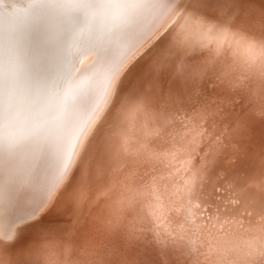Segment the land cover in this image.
I'll list each match as a JSON object with an SVG mask.
<instances>
[{
	"label": "bare ground",
	"instance_id": "6f19581e",
	"mask_svg": "<svg viewBox=\"0 0 264 264\" xmlns=\"http://www.w3.org/2000/svg\"><path fill=\"white\" fill-rule=\"evenodd\" d=\"M177 1L0 0V161L15 164L16 171L9 174L16 189L10 191L19 195L24 188L26 211L66 179L117 70L144 38L170 20ZM259 9L261 15L250 25L241 23L243 32L236 36L238 22ZM175 22L167 30L171 37L121 94V121L104 140V157L116 171L126 158L144 157L136 166L146 173L141 185L149 200L139 195L145 208L156 196L148 190L159 170L167 172L171 165L177 170L168 161L171 154L161 149H176L172 156L180 158L184 145L190 146V158L178 171V188L159 202L155 214L173 207L176 220L191 216L188 237L198 255L196 264H264V0H191ZM216 35L234 37L228 53L221 51L225 39ZM171 174L161 178L163 185L173 182ZM1 184L0 192L10 189ZM101 191L91 218L94 223L98 216L102 241L92 248L96 258L85 261L145 262L144 249L150 246L137 244L143 233L141 225L135 226L136 215L131 217L135 205L122 194H108L110 188L107 194ZM88 198L91 209L95 201L89 194L83 205ZM5 232L0 226L2 236ZM71 247L61 240L55 248L57 264L84 263L82 256L67 259L71 263L63 260Z\"/></svg>",
	"mask_w": 264,
	"mask_h": 264
},
{
	"label": "rangeland",
	"instance_id": "374dc122",
	"mask_svg": "<svg viewBox=\"0 0 264 264\" xmlns=\"http://www.w3.org/2000/svg\"><path fill=\"white\" fill-rule=\"evenodd\" d=\"M190 2H191V0H178L177 4H176V8L174 6V9L171 12L170 20H168L166 18V20L163 22V24L161 26H159L156 30H154V32L149 36V38L148 37L144 38L142 41L143 44H142L141 48L138 51H135L131 57L128 56L127 59L125 60V62L123 63V65L119 67V69L116 72L114 81L111 85V88L109 87L110 89H109L106 97L102 99L103 103L101 102L99 112L96 114L94 119L90 122L89 127L87 128V130L88 129L89 130L85 131L86 134L84 133L85 138H84V134H83V140L84 141L82 140L83 143L82 142L80 143V146H79L80 149L78 148V153L75 156V160L73 162L70 173L67 175V177L64 181L62 180L59 184L57 183L58 185H56L55 187H52L50 189V191L48 192V194L44 196V198L39 199L42 202L41 201L40 202L39 201L34 202L33 203L34 205L32 206L34 209L31 208V210L26 211V210H28V206L25 205L26 202L28 201V199H27L28 194L23 193V191H25L24 188L21 190L22 192L21 191L19 192L20 193L19 195H16V194H14V192H12V191H15L14 189H16L13 186V184L11 183L12 178H13L12 177L13 173L16 171L15 170L16 169L15 164L7 163V162L4 163L3 160L0 161V166H1L0 168H2L4 166L2 169H0V181L1 180L3 181V184H1L2 181L0 183L1 187L3 185L6 186L5 184H7L8 186L10 185L9 186L10 189L9 190L6 189V191H8V192H6L5 190L0 192V226L5 228L7 231L3 234V236H2V233H0V259H5L6 257L9 258L8 260H10V262L7 260L6 261V262H8L7 264H57V262L59 260H58V258H56L54 256V255H57L55 248L58 246V244L63 239V241L67 240L72 245V247L70 249L71 251L63 256V260L64 259L70 260V258L72 259V257L82 256L83 260H84L83 264H85V263L90 264L91 261L96 258V256L94 254H92V252H93L92 248H94L95 244H97V243H98V245H100L99 242L102 241V239L99 238V233H98L99 227H97L98 223H97V221L95 222V220L98 219V216L95 217V220H94L95 224H94L93 219H92L93 217L91 218V213L93 211H95L96 207H98V203H100V201L102 200V199H99V197L102 198L100 191L102 190L101 191L102 193L107 194V192L110 188V191L111 190L112 191L108 192V194L115 192L114 194H112V196L115 198L117 195L121 196V194H122L123 198L129 199L128 201L132 202L131 204L135 205L134 206L135 209L132 210L133 213L131 214V217L136 215L137 218L135 219V224H136L135 226L139 227L141 225L140 233H143V234H140V237L138 235L137 244L140 243V245H141V243L143 242V243H145V244L142 243L144 248L150 246V247L144 249L145 250L144 254L146 255L145 260L147 262L150 260H153V261L148 262V263H151V264H166V263L167 264H171V263L172 264H186V259L191 258V259H189L190 263H188V264H196L195 259L198 258V255H197V252L194 251L195 250L194 245L190 246V245H192V242L190 241V238L188 237V232L190 230H192V227H191L192 223L189 222V221H191V219H190L191 216L185 217L187 222H185L186 220L184 218V219H182L183 221L180 219H177V220H179V222L177 223V220L175 219V215H173V214L171 215L173 207L170 208L171 210L169 209V207H166L165 208V214L164 213H158L161 217L158 214H157L158 216L155 214L157 207H158V212H160L159 211V206H160L159 202H161V200L164 201L165 199H168L166 197H168L169 194L172 193V191H173L172 188H178L179 181H177V180L180 177L179 172H182L183 168L185 167V162H186V160H188L190 158L189 154L192 152V150L189 148L190 146H188V148L186 149L187 146L184 145V147H183V149L185 148L184 154L181 155L180 158H178V156H176V158H175V156H172L171 151H174L176 149H171L168 147H165V149H161V151L162 150L164 152L167 151V153L171 154L170 155L171 158H169L168 161L171 159L170 161L171 162L173 161V163L176 164L177 170L175 169L174 165H171V167H169V170L167 172H164L163 170H159L158 173H160V174L157 173L158 176L156 177V179L154 180V183L152 184L153 187H151L152 191L150 189L148 190L149 192L156 194L154 199H151V202L149 201L147 204H145V206H146L145 208H147L148 211H147V209L145 210V208L142 206L144 204V202H140V199L142 197L144 198V200H146V199L149 200V197L144 195L146 193L144 192V189H142V185H141V180L146 174L145 169H143L142 167H141L142 168L141 169L138 166H136V163L143 160L144 157L141 160H139L141 155H136V156L126 158L122 164L123 167L120 168V170L116 171L115 167L113 165H111V163H109L110 161H108L107 154H106V157H104L105 156L104 150H105V148L106 149L108 148L107 145H106V147L104 146V148H103V143L105 144L104 140L108 137V133L111 134L112 131L114 132L116 127L118 126V125L116 126V124H118V122L121 121V117H120V119L119 118L117 119V114L120 111L118 106L123 103L122 102V96L123 95H121V94H124L123 92H125L126 89L130 88L136 79L140 78L138 76H139V74H142L141 70L144 68V66L147 65V62L149 61L150 57H152L154 52L157 50V47L158 48L160 47L159 46L160 43L163 44L166 41V39H168V37H171L172 31L167 32V30L169 28H172L174 24L176 25V22H175L176 17H179V16H180V18L182 17V14L184 12H186V9H187L188 4ZM261 11H260V9H259V12L256 11V14L254 17H253V15L248 14V18L246 20L238 22V23H240L238 26V29H237L239 31L235 35L238 36L239 33L243 32L244 27H243V24L241 25V23H243V22L246 23V21H247V23H249V25H250L253 22V19H255V18H257V16L259 17V15H261ZM217 37L221 38L222 40L225 39L224 42L222 43L221 51H224L223 54L228 53V50L230 49V41L234 37H231V36L228 37L227 35H224V36L219 35ZM109 126H110V128H108ZM100 128H101V130H100ZM102 128H103V130H102ZM163 148H164V146H163ZM186 153H187V155H186ZM102 155L104 158L102 157ZM134 158H135V161H134ZM136 159H137V161H136ZM129 168H132V169L129 170ZM180 169H181V171H180ZM104 170H105V172L106 171L108 172V170H109L110 174L108 172V175H106ZM9 172H10V174H12V176L9 174ZM101 172H102V174H100ZM116 172L118 175L116 174ZM123 172H125V173H123ZM177 172H178V174H177ZM112 173L113 174L115 173L114 174L115 176ZM169 173L170 174L172 173L171 176L174 180L170 179L171 182L173 181L171 184H168V185L164 184L163 185V181H161V178L169 176L168 175ZM102 175H104L105 177H103ZM111 176H112V178H111ZM119 176H120V178H119ZM133 176L136 178H133ZM8 177L10 179H8ZM5 178L8 179L9 182ZM127 180H129V181H127ZM5 181L7 183H4ZM125 184H127V185H125ZM11 186L14 187V188H12V191H10ZM99 187H101V188H99ZM118 188H120V189H118ZM94 189L98 190V192L95 191ZM99 189H100V191H99ZM80 190H82V191L80 192ZM130 191H131V194H130ZM95 192L99 193L100 195H98ZM125 192H127V193H125ZM8 193L10 194V196L7 197ZM88 194L90 197L93 198L94 201L98 195V197H97L98 202H97V200L95 202H93V204L95 203V205L92 206L91 209H89V208L87 209V207H88L87 205H89L90 204L89 202L91 201L90 198H88V200L86 202L87 203L86 206L83 205L84 200L87 198ZM115 194H117V195H115ZM20 195L22 196L21 199H20V197H21ZM95 195H96V197H95ZM139 195L141 198L139 197ZM46 196H48V197H46ZM119 196H117V198H119ZM5 197H6V199H5ZM9 198H11V199H9ZM154 203H155V205H154ZM6 205L8 206V209H9V206H11L9 209L10 211L6 210L7 209ZM12 205H13V207H12ZM36 205H37V207H36ZM173 205H174V201H173ZM38 207H39V209H38ZM141 207H143V208L140 209ZM137 208H138V210H137ZM12 209H13V211H12ZM142 210H144V214L146 213V217H144V218H143L144 214H142L141 216L139 215V213H142ZM151 211H152V213H151ZM1 213H3V214H1ZM153 214H155L154 216H157L156 217L157 219H155L153 217ZM190 214L191 213H188L187 215H190ZM8 215L9 216L11 215V216L9 217ZM1 216H4V217H1ZM166 217H167V219H166ZM53 219H55V220H53ZM170 219L171 220L173 219V222L176 221L171 226V228L169 226L170 222H171ZM154 220H157V223ZM165 220H166V222H164ZM146 223H148V225ZM167 223H168V226L166 225ZM79 224H81V225H79ZM154 225H156V226L154 227ZM7 226H9V227H7ZM163 227H165L166 229ZM9 228L11 230H9ZM179 229H181V231H182L181 234L179 233ZM148 230H150V231H148ZM161 230L162 231L164 230L166 232H164V231L162 232ZM144 232H145V234H144ZM146 232H148V233H146ZM183 233H185V234H183ZM142 235H144V236H142ZM157 235H158V237H156ZM94 237H95V239H94ZM53 238L54 239L56 238V240H54ZM147 238H149V239H147ZM154 240H156V241H154ZM87 243H88V245H87ZM89 249H90V251H89ZM80 250H82V251L80 252ZM87 250L89 252H91V254H89V252H87ZM17 253H22L24 255V256H21L22 259H20L19 256H16ZM79 253L80 254L82 253V254L80 255ZM88 255H91V256H88ZM148 257H150L151 259L149 260ZM85 260L86 261L88 260V262H90V263H87ZM168 260H170V261H168ZM146 261L145 262L143 261L140 264H145V263L148 264ZM69 263H71V262H69Z\"/></svg>",
	"mask_w": 264,
	"mask_h": 264
}]
</instances>
